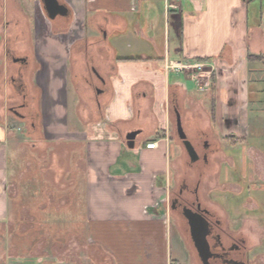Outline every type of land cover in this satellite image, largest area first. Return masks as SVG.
I'll return each mask as SVG.
<instances>
[{
    "label": "crops",
    "instance_id": "obj_1",
    "mask_svg": "<svg viewBox=\"0 0 264 264\" xmlns=\"http://www.w3.org/2000/svg\"><path fill=\"white\" fill-rule=\"evenodd\" d=\"M63 3L70 18L50 21L40 0H0V102H26V118L9 114L45 145L69 149V216L85 235L88 264H172L168 107L179 112L184 87L208 123L195 127V138L211 124L247 134L249 85L264 84V64L248 61L264 56V0H182L175 10L165 0ZM172 64L211 67L210 91L197 93L190 69ZM81 81L97 95L96 115L80 110ZM8 124L0 110V222L11 214L15 147L25 140ZM133 131L140 133L131 150L125 136Z\"/></svg>",
    "mask_w": 264,
    "mask_h": 264
},
{
    "label": "rangeland",
    "instance_id": "obj_2",
    "mask_svg": "<svg viewBox=\"0 0 264 264\" xmlns=\"http://www.w3.org/2000/svg\"><path fill=\"white\" fill-rule=\"evenodd\" d=\"M210 69L204 66L186 71L197 93L210 91V81L214 76L213 73L210 75ZM87 73L85 69L83 75L87 76ZM263 88L264 84L249 85L248 131L243 138L229 139L232 136L230 123H226L228 131L224 127L219 131L211 123V127L203 129L213 148H216V151L209 152L207 165L204 160L189 164L176 134L175 114L169 105L168 114L172 121L170 135L176 147L165 205L170 215L172 249L176 253L172 251V264H197L185 222L181 214L171 210L169 205L170 199L184 184L190 187L198 185L202 207L221 218L228 231L245 237L249 263L264 264V95L259 92ZM0 92H3L2 77ZM79 93L82 97L80 110L96 115L95 92L81 81ZM177 93L184 130L191 137L198 156L202 157L199 139L195 138V127L199 124L207 128L208 123L204 121L198 105L193 103L197 101L184 91V87H180ZM257 98L262 103H258ZM19 103L0 102V110L9 119L8 128L11 131L18 129L25 136V140L15 147L14 180L12 183L9 181L10 197L13 199L11 214L0 222V264H88L85 235L80 228L72 227L74 221L69 216L74 206L71 204L72 189L69 185L71 160L65 154L69 149L61 145H45L40 140L39 131H32L29 125H21L12 117L7 108ZM260 103L263 109L256 107V104L260 107ZM188 120L189 126L186 123ZM24 177L27 179L25 185L22 183ZM60 213L67 216L54 217Z\"/></svg>",
    "mask_w": 264,
    "mask_h": 264
},
{
    "label": "flooded vegetation",
    "instance_id": "obj_3",
    "mask_svg": "<svg viewBox=\"0 0 264 264\" xmlns=\"http://www.w3.org/2000/svg\"><path fill=\"white\" fill-rule=\"evenodd\" d=\"M58 2L65 5L63 0H58ZM69 18L70 13L67 18L63 19L68 20ZM13 61L20 64L24 62L23 59H13ZM25 107L26 102H20L18 105L10 106L7 109L13 116L24 119L26 118V114L24 113ZM38 118L39 115L36 112L34 114L36 122L38 121ZM31 127H35V122L32 121ZM198 139V145L201 147L203 152L202 157L198 156V161L204 160L207 165L209 152L216 151V148H213V143L209 142L205 133H199ZM189 164L193 165L195 163ZM184 194L187 195V197H185ZM169 205L171 210L181 214L185 222L186 232L195 251L197 264H250L245 237L240 233L236 234L228 231L225 222L221 218H219L214 212L202 207L198 197V185L190 187L184 184L181 186L177 194L170 199ZM183 208L190 209L192 213L197 215L199 221H203L207 226L205 242L208 246V251L203 255V257L205 256L204 259L199 257L193 245L188 222L182 215Z\"/></svg>",
    "mask_w": 264,
    "mask_h": 264
},
{
    "label": "water",
    "instance_id": "obj_4",
    "mask_svg": "<svg viewBox=\"0 0 264 264\" xmlns=\"http://www.w3.org/2000/svg\"><path fill=\"white\" fill-rule=\"evenodd\" d=\"M46 14L50 21H54L57 17L67 18L69 10L65 5H62L58 0H40ZM175 114V128L178 139L181 141L185 152L189 158L190 163L198 161L199 157L193 145L187 139L186 134L182 127L181 117L178 110H174ZM139 131H133L125 136V142L128 149H134L135 139L139 135ZM183 217L187 220L190 229V235L193 245L200 258L204 259L203 255L208 251V246L205 242V234L207 226L203 221H199L197 215L192 213L190 209L183 208Z\"/></svg>",
    "mask_w": 264,
    "mask_h": 264
},
{
    "label": "built area",
    "instance_id": "obj_5",
    "mask_svg": "<svg viewBox=\"0 0 264 264\" xmlns=\"http://www.w3.org/2000/svg\"><path fill=\"white\" fill-rule=\"evenodd\" d=\"M166 1V6L167 8H169L170 10H175L178 8V5L180 4V2L182 0H165ZM171 69L175 70V71H181V70H188L190 68H192L190 65H182V64H172L170 66ZM100 126V125H98ZM146 149H154L155 148V144H147Z\"/></svg>",
    "mask_w": 264,
    "mask_h": 264
},
{
    "label": "trees",
    "instance_id": "obj_6",
    "mask_svg": "<svg viewBox=\"0 0 264 264\" xmlns=\"http://www.w3.org/2000/svg\"><path fill=\"white\" fill-rule=\"evenodd\" d=\"M248 61L250 62H260V63H263L264 64V56H248ZM211 118L213 120V111L211 112ZM234 137L231 136V138L229 139H233Z\"/></svg>",
    "mask_w": 264,
    "mask_h": 264
}]
</instances>
